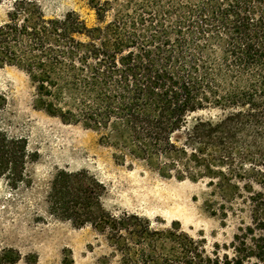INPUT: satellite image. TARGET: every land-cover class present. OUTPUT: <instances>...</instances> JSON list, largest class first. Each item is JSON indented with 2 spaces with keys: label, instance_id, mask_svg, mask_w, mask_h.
I'll return each mask as SVG.
<instances>
[{
  "label": "trees",
  "instance_id": "trees-1",
  "mask_svg": "<svg viewBox=\"0 0 264 264\" xmlns=\"http://www.w3.org/2000/svg\"><path fill=\"white\" fill-rule=\"evenodd\" d=\"M86 2L96 26L73 11L47 18L36 1L12 0L0 22V68L22 71L35 110L96 132L116 163L206 180L222 216L226 203H238L249 223L208 252L179 222L156 228L106 210L98 179L64 169L48 186L49 215L97 232L107 264H264V0ZM37 159L26 139L0 128V182L28 186Z\"/></svg>",
  "mask_w": 264,
  "mask_h": 264
},
{
  "label": "rangeland",
  "instance_id": "rangeland-1",
  "mask_svg": "<svg viewBox=\"0 0 264 264\" xmlns=\"http://www.w3.org/2000/svg\"><path fill=\"white\" fill-rule=\"evenodd\" d=\"M47 18L75 12L87 26L97 25L86 0H34ZM12 0L0 5V22ZM0 128L10 136L26 139L28 149L38 154L28 174L31 183L11 189L0 182V264L5 253L18 255L14 264H107L108 249L92 228H73L50 216L46 194L59 169L86 170L106 188L103 206L113 214L126 211L147 218L156 228L179 222L191 237L205 242L210 252L215 244L232 241L249 215L238 203H223L206 180L179 181L163 178L143 163L118 164L113 150L99 143V135L80 126L63 124L33 108L35 90L28 77L14 67L0 68ZM215 211L214 216L211 213Z\"/></svg>",
  "mask_w": 264,
  "mask_h": 264
}]
</instances>
